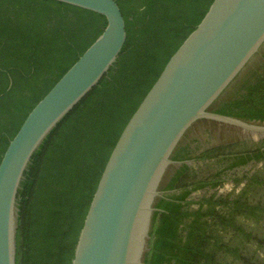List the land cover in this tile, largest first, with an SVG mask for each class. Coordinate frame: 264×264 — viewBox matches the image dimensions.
I'll return each instance as SVG.
<instances>
[{
    "label": "trees",
    "instance_id": "16d2710c",
    "mask_svg": "<svg viewBox=\"0 0 264 264\" xmlns=\"http://www.w3.org/2000/svg\"><path fill=\"white\" fill-rule=\"evenodd\" d=\"M127 39L101 82L34 153L17 196L16 264H71L102 172L127 123L214 0H115ZM103 15L54 0H0V163L33 108L97 40ZM208 111L264 126V45ZM174 148L154 199L144 264H264V141ZM216 125V124H215ZM207 163L206 170L189 163ZM210 162V163H209ZM262 165V169L256 168ZM251 166L243 177L235 170ZM229 181L233 192L219 196ZM218 190V191H217ZM212 191L192 208L193 193Z\"/></svg>",
    "mask_w": 264,
    "mask_h": 264
},
{
    "label": "water",
    "instance_id": "95a60500",
    "mask_svg": "<svg viewBox=\"0 0 264 264\" xmlns=\"http://www.w3.org/2000/svg\"><path fill=\"white\" fill-rule=\"evenodd\" d=\"M103 15L97 40L29 113L0 163V264H16L17 196L36 150L101 82L127 39L115 0H54ZM264 45V0H214L198 27L171 57L121 133L102 172L71 264H144L154 199L170 156L192 124L213 144L255 141L264 126L208 111ZM190 166L193 162L189 163Z\"/></svg>",
    "mask_w": 264,
    "mask_h": 264
},
{
    "label": "rangeland",
    "instance_id": "374dc122",
    "mask_svg": "<svg viewBox=\"0 0 264 264\" xmlns=\"http://www.w3.org/2000/svg\"><path fill=\"white\" fill-rule=\"evenodd\" d=\"M261 141H264V137L263 138H260V139H257L255 141H252V142H255V143H260ZM210 163V162H209ZM207 163H193V165L191 166L193 169H196L198 171L200 170H206L207 169ZM251 166L249 167H246V168H242V169H239V170H235L233 172V175L236 174V176H239V177H243L244 175H246L250 170H251ZM258 169H262V165L260 164L257 168H256V171ZM218 191V190H217ZM233 192V183L232 181H229L228 183H226L220 190H219V193L218 195L221 196V195H228V194H231ZM213 192L211 191H201V192H196V193H193L192 197L190 198V201H191V205H192V208H197L198 207V203L203 199V197H209L210 195H212Z\"/></svg>",
    "mask_w": 264,
    "mask_h": 264
}]
</instances>
